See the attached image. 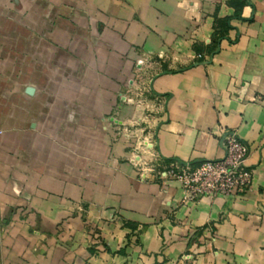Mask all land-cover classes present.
Instances as JSON below:
<instances>
[{"label":"crops","instance_id":"obj_1","mask_svg":"<svg viewBox=\"0 0 264 264\" xmlns=\"http://www.w3.org/2000/svg\"><path fill=\"white\" fill-rule=\"evenodd\" d=\"M0 130V264H264V0H0ZM229 131L235 195L139 174L222 158Z\"/></svg>","mask_w":264,"mask_h":264},{"label":"built area","instance_id":"obj_2","mask_svg":"<svg viewBox=\"0 0 264 264\" xmlns=\"http://www.w3.org/2000/svg\"><path fill=\"white\" fill-rule=\"evenodd\" d=\"M202 54H196L201 57ZM2 131L0 130V133ZM222 158L204 160L195 165L172 163L159 169L155 164L139 159V174L144 178L178 181L183 189L182 202H195L204 196H231L249 187L253 171L246 165L249 148L235 132L223 137ZM191 259V256H185Z\"/></svg>","mask_w":264,"mask_h":264},{"label":"rangeland","instance_id":"obj_3","mask_svg":"<svg viewBox=\"0 0 264 264\" xmlns=\"http://www.w3.org/2000/svg\"><path fill=\"white\" fill-rule=\"evenodd\" d=\"M197 54H202V53H197ZM168 65H169V59H167V57H165L164 55H162L161 57L152 56L150 58H145L144 61L142 59L137 58L133 65L134 76L132 77L130 84L134 86L135 84L138 83L140 87L144 86L143 90H147L148 89L147 87L148 77L151 75V73H153V72L150 73V71H154L155 68H158V69L168 68L169 67ZM140 81L142 82L144 81V82L141 83ZM128 94L129 96H127ZM118 99H119V102L121 103H131V104H136L138 101H140L136 95L133 96V93L131 92L128 93V84L123 86L121 92L118 94ZM146 99H150V98L144 97L143 101ZM116 126H119V125H116ZM114 130L115 132L123 131L122 128L114 129ZM81 212H82V220L84 222V227H86L87 228L86 230L88 231L91 230V234H93V236L96 237L95 234L98 233V229L94 228L90 224L89 216H88L89 208L83 206Z\"/></svg>","mask_w":264,"mask_h":264},{"label":"water","instance_id":"obj_4","mask_svg":"<svg viewBox=\"0 0 264 264\" xmlns=\"http://www.w3.org/2000/svg\"><path fill=\"white\" fill-rule=\"evenodd\" d=\"M168 71H164V72H162V73H160V74H157L154 78H153V80H152V82H151V85H152V89H153V82H154V80L159 76V75H161V74H165V73H167Z\"/></svg>","mask_w":264,"mask_h":264},{"label":"trees","instance_id":"obj_5","mask_svg":"<svg viewBox=\"0 0 264 264\" xmlns=\"http://www.w3.org/2000/svg\"><path fill=\"white\" fill-rule=\"evenodd\" d=\"M226 21V20H225ZM224 21L223 25L226 26V22Z\"/></svg>","mask_w":264,"mask_h":264}]
</instances>
